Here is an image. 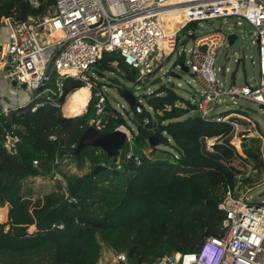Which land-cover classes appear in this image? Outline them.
<instances>
[{
    "label": "trees",
    "instance_id": "obj_1",
    "mask_svg": "<svg viewBox=\"0 0 264 264\" xmlns=\"http://www.w3.org/2000/svg\"><path fill=\"white\" fill-rule=\"evenodd\" d=\"M37 2L0 0V25L3 18L24 22L47 14L56 0ZM94 69L101 79L109 74L139 83V71L128 67L117 53H104ZM110 79L119 92L126 90L118 78ZM104 85L91 90L87 110L74 117H65L62 106L69 94L87 87L86 80L64 79L61 97L52 83L55 102L35 97L7 115L0 104V208L9 206L8 221L0 224V264H96L105 250L126 254L131 264H152L164 254L197 252L205 238L222 235L225 214L218 204L236 179L221 159H228L232 151L218 147L213 153L205 152L202 139L226 135L231 128L205 122L173 87L162 86L145 96L146 105L137 100L132 111L139 131L117 162L109 161L97 148L76 155L80 137L96 118L94 95ZM138 105L143 107L141 114L136 113ZM33 107H38L36 112ZM106 110L109 123L103 131H114L124 122L113 119L116 110L110 102ZM147 122L156 127L147 129ZM7 136L18 138L16 154L5 147ZM151 136H157L171 152L152 148L147 154ZM263 142L252 136L243 142L244 154L260 172L245 185L254 183L264 171ZM157 151L165 157H154ZM65 159L79 173L61 174L62 180L54 181L51 193L36 197L33 188L24 184L46 176L52 181L56 167ZM25 198L35 203L27 223L31 230L20 233L16 226L22 221L14 211ZM210 200L216 206L207 204ZM4 220L5 213L0 211V222Z\"/></svg>",
    "mask_w": 264,
    "mask_h": 264
},
{
    "label": "built area",
    "instance_id": "obj_2",
    "mask_svg": "<svg viewBox=\"0 0 264 264\" xmlns=\"http://www.w3.org/2000/svg\"><path fill=\"white\" fill-rule=\"evenodd\" d=\"M29 1L33 5L38 3L37 0ZM175 13L183 14L185 23L176 32L167 34L164 20ZM230 17L244 19L255 30L258 60L253 59L252 63L257 66L258 76L254 77V85L236 86L217 78L214 68L217 55L222 46L229 43L230 35L239 39L235 31L230 28V32L222 33L212 25V32L197 35L199 22ZM194 22L197 26L187 31ZM0 27L7 31L6 41L0 42V58L5 59V67L9 68L6 79L16 82L17 87H26L28 103L35 97L55 102L57 93L58 97L63 95V80H84L104 53L119 54L128 67L139 71L138 82L144 84L154 65L160 70L161 62L177 55L179 61L174 71L181 74L180 64L184 63L188 73L203 89L200 93L197 91L190 102L194 112L207 123L226 124L231 128L226 135L204 137L202 146L208 153L215 152L218 147L232 151V155L221 159V163L234 173L236 181L225 190L218 204L225 214L222 235L205 238L197 252L164 254L152 264H264V202H254L250 196L255 182L245 185L246 180L258 174V169L242 147L247 136L264 140V134L242 113L234 110L217 112L228 101L237 107L238 99L264 107V0H56L47 14L24 22L3 18ZM236 27H243V23L239 21ZM183 30H186L187 39L190 35L195 36L193 47L184 59L178 48ZM47 34L58 38L45 44L43 37ZM229 71L226 68V72ZM52 83L57 87V93L50 86ZM88 85L91 90L95 88ZM29 92L34 96L31 97ZM105 93V90L95 93L98 100L96 118L89 124L100 131L109 123L105 116L110 101ZM12 108L8 104L1 105L5 115ZM37 108L33 107L32 112ZM166 110L171 108L166 107ZM142 111V105H138L136 113ZM112 117L124 122L118 111ZM115 130L125 132L127 144H132L134 134L124 123ZM17 143L18 138L7 136L5 147L10 154L17 153ZM34 164L38 165V162ZM109 254L111 264H131L124 253L109 251ZM102 258L103 255L96 264H101Z\"/></svg>",
    "mask_w": 264,
    "mask_h": 264
},
{
    "label": "rangeland",
    "instance_id": "obj_3",
    "mask_svg": "<svg viewBox=\"0 0 264 264\" xmlns=\"http://www.w3.org/2000/svg\"><path fill=\"white\" fill-rule=\"evenodd\" d=\"M239 21L243 23V27H236V24ZM212 25L215 29L218 30L220 29L222 33L230 32L229 29L231 28V31H235L239 37V39L232 46H230L229 43H225L224 46H222V48L220 49L214 67L217 78L223 82L226 81L228 84H232L236 86H245L247 84L254 85L256 81L254 77L258 76L257 66H254L252 63L253 59L255 61L258 60V45H257V37L254 36V31H255L254 28L251 27L242 18L230 17L227 19H222L221 21L209 20L207 22H199L196 31L197 30L200 31L199 32L197 31V35L201 36L212 32L213 31ZM253 41L255 43H253ZM192 47H193V41L190 38L189 39L186 38V30H183L182 33H180L179 35V45H178L179 50L183 52L184 55L182 57L183 59L188 56L187 52ZM238 60H240V64L238 63ZM178 61L179 60L177 58V55H173L170 57L168 61L160 63L161 66L160 70L157 69L156 65H154L151 68V72L153 75L150 77V81L145 82V84L144 83L134 84L126 81L123 77L118 75L106 74L107 75V77H105L106 79H101V77L98 75L95 69H92L91 72L87 73L84 80H86L87 88H89L90 90L91 88L88 84H92L93 86H95V88H99L98 84L100 83L106 84L102 87V90H105L106 92L105 94L107 95L111 105L115 108L116 111H118L119 114L122 115L124 124L131 131V133L137 135L139 131L138 124L133 121L135 113L131 110L127 102L119 95L118 90L115 87H112L114 83H112L110 78L112 77L118 78L119 81L122 83V85H124V87L127 90H131L133 93H136L135 97L138 98L137 100H140L142 104L145 105H146L145 96H149L153 94L154 92L159 90L162 86L173 87L180 97L184 98L188 102H192L194 100V95L196 94V92L198 91L200 93L202 92L203 89L195 80V77L190 73H185L180 79H175L170 76V73L175 70V66ZM150 63H152V60L150 61ZM117 66L118 64L116 63L113 64L114 68H117ZM226 68H229L230 71L226 72ZM91 78H94L95 81H93V79ZM153 82L156 83L153 84ZM138 87L140 89H137ZM18 88H19L18 90H23L24 92H28L26 87H18ZM90 90H89V94L86 95L87 98L90 97L91 95ZM75 92L69 94L66 97V100L62 106V113L64 116L66 115L64 112L65 105L67 104L69 97ZM29 95L31 97L34 96V94L32 93H30ZM237 102H238L237 107H234L230 101H228L227 103H223V105L219 107L217 112L218 113L230 112L234 110L239 113H242L243 115L248 117L253 123L257 124L261 132L264 134V110L261 109V106L257 103L243 99H238ZM27 104L28 101L21 106L24 107ZM118 104L122 105L123 108L118 106ZM226 106H229V108H227ZM83 113H85V111ZM150 113L154 122H157L158 119L156 114L152 111H150ZM158 149L160 151L171 150L170 147H166L163 144L159 146ZM123 151L124 149L120 153V158L123 154ZM160 151H157L154 157L157 158L165 157V155ZM150 152H152V148L147 149V154H149ZM262 158L264 160V147H262ZM66 172L79 173L76 165L72 163L71 160L68 159L61 161L58 167H56V174H57L55 176L56 179L54 178L51 181L50 180L51 177L46 176V177L34 178L23 182L24 184H28L29 187L33 188L36 197L39 196L42 197L45 194L52 192L54 181L62 180L61 174ZM259 174L260 172L258 173V175ZM11 184H12L11 182L8 183L7 184L8 187H11ZM17 184L15 186L13 185L14 188H16ZM250 196L252 197L254 202L257 203L264 202V171L261 173L260 177L258 176L256 178ZM34 203L35 200L30 198L22 199L18 203H16L14 216L22 221V224L16 226L17 232L20 233L30 232L31 225L27 223L31 219L30 216L33 210ZM3 208L5 210L8 209L9 212L8 205ZM7 221L8 218L0 222V224H5L7 223ZM8 229L9 227L6 228V230ZM102 255H103L102 258L103 260L101 264H111L110 261L112 258L109 254V251L105 250Z\"/></svg>",
    "mask_w": 264,
    "mask_h": 264
},
{
    "label": "water",
    "instance_id": "obj_4",
    "mask_svg": "<svg viewBox=\"0 0 264 264\" xmlns=\"http://www.w3.org/2000/svg\"><path fill=\"white\" fill-rule=\"evenodd\" d=\"M197 23H192L189 25L186 30L189 31L190 28H195ZM191 40L195 39L194 35H190ZM237 40L236 35L229 36V44L233 45L234 42ZM182 68V73L178 74L175 71L170 73V76L175 79H180L185 73H188V67L184 65V63L180 64ZM9 70V68H8ZM12 86L17 87L16 82H12ZM119 92V91H118ZM119 95L127 102L130 106L131 110L135 107L137 103V99L134 93L131 90H124L119 92ZM261 109L264 110V107L261 106ZM74 117V116H73ZM156 125L153 122H147L146 128L151 130ZM149 145L151 148H158L161 146V142L157 136H151L148 140ZM127 145V135L125 132L121 130H114V131H100L96 129L94 126L89 125L87 130L82 134L79 139L77 146L74 149V154H79L82 150L86 148H97L100 149L106 158L111 161L114 160L115 162L118 161L120 153L123 149H125ZM207 204L212 206H216L215 202L210 200Z\"/></svg>",
    "mask_w": 264,
    "mask_h": 264
},
{
    "label": "bare ground",
    "instance_id": "obj_5",
    "mask_svg": "<svg viewBox=\"0 0 264 264\" xmlns=\"http://www.w3.org/2000/svg\"><path fill=\"white\" fill-rule=\"evenodd\" d=\"M185 16L181 13L171 14L164 20V28L167 34H171L180 29L185 23ZM57 36L54 34H47L43 37L45 44L53 43L57 40ZM89 94V88L78 89L72 94L67 104L65 105L64 112L65 116L73 117L83 113L88 105L90 97H86Z\"/></svg>",
    "mask_w": 264,
    "mask_h": 264
},
{
    "label": "crops",
    "instance_id": "obj_6",
    "mask_svg": "<svg viewBox=\"0 0 264 264\" xmlns=\"http://www.w3.org/2000/svg\"><path fill=\"white\" fill-rule=\"evenodd\" d=\"M6 39H7V31L0 27V42H4L6 41ZM5 64H6L5 59L0 58V104L1 105L8 104L11 107H16L19 105L21 106L28 101V94L23 90H18L19 89L18 87L15 88L14 86H12V83L8 79H6L8 67H5ZM90 94L92 95L91 90H90ZM86 110L87 107L85 108L84 111ZM0 210L4 211L5 219L8 218V209L5 210L4 208L3 209L0 208Z\"/></svg>",
    "mask_w": 264,
    "mask_h": 264
}]
</instances>
